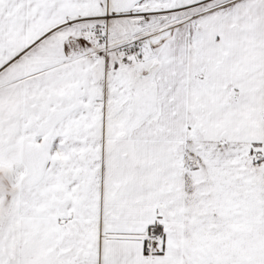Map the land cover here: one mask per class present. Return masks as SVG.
I'll return each instance as SVG.
<instances>
[{
    "label": "snow or ice",
    "instance_id": "1",
    "mask_svg": "<svg viewBox=\"0 0 264 264\" xmlns=\"http://www.w3.org/2000/svg\"><path fill=\"white\" fill-rule=\"evenodd\" d=\"M0 264H264V0H0Z\"/></svg>",
    "mask_w": 264,
    "mask_h": 264
}]
</instances>
